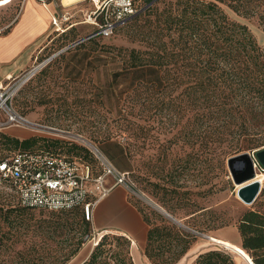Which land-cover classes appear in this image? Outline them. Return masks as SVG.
Instances as JSON below:
<instances>
[{"label": "rangeland", "instance_id": "rangeland-1", "mask_svg": "<svg viewBox=\"0 0 264 264\" xmlns=\"http://www.w3.org/2000/svg\"><path fill=\"white\" fill-rule=\"evenodd\" d=\"M12 1L0 0V26L8 18L7 12L13 11L15 15L24 0ZM146 5L147 2H141L140 10ZM221 6L232 20L246 25L257 42L264 46V0H243L238 10L225 3ZM91 9L93 4L89 0L78 3L69 21L77 23V27L55 39L36 65L69 45L70 48L46 61L30 79L27 77L29 80L25 78L27 81L12 98L11 106L28 122L0 128V133L20 139L39 136L62 141L55 149L66 156L74 155L68 152L72 143L83 146L90 151L91 164L98 172L96 151L80 139L83 137L94 143L118 170H129L126 183L114 187L94 207L90 233L85 236L79 252L66 264L83 263L104 233L122 234L124 227L134 219L140 223L142 231L135 244L132 243L131 255L135 264H152L145 254L146 239L142 238L149 229L143 213L159 211L151 203L160 206L182 228L190 229L188 231L196 236L189 251L176 264H192L199 253L210 248H223L233 254L236 263L246 264L235 254L237 249L233 250L234 253L214 239L233 236L232 229L238 228L239 218L246 210L264 211V184L257 199L252 204L245 203L238 196L239 185L233 181L227 165V159L239 153L225 157L220 150L213 151L210 145L201 143L196 137L186 142L178 129L183 124L191 128L195 113L192 108L179 112L178 108L165 105L156 111L155 105L163 96L152 88L134 87L120 95L122 85L116 87L113 83V73L121 63L112 59L114 48H142L143 36L136 28L123 27V23L109 37L89 38L96 30V26L84 22L85 12ZM59 12L61 14V10ZM81 39L85 40L72 45ZM87 39L94 40L76 48ZM19 76L3 80L4 84L14 83ZM178 92L174 91L173 95ZM181 113H184L182 117ZM42 126L70 134L50 131ZM113 141L127 145L130 154L117 156L114 160L112 155L120 152L122 146ZM13 151L0 143V159ZM257 172L261 174L264 170L258 169ZM17 204L18 199L9 183L0 180V207L6 210ZM33 211L38 217L50 218L53 213ZM150 216L156 220L152 214ZM33 228L17 241L16 227L6 226L0 211V264H17L21 259L17 253L20 249L25 257L33 259L31 249L42 239V233L33 231ZM4 231H9L7 236H2ZM236 245L241 247L242 243ZM74 246L65 240L58 246L49 244L47 249H51L53 255H59V251Z\"/></svg>", "mask_w": 264, "mask_h": 264}, {"label": "trees", "instance_id": "trees-1", "mask_svg": "<svg viewBox=\"0 0 264 264\" xmlns=\"http://www.w3.org/2000/svg\"><path fill=\"white\" fill-rule=\"evenodd\" d=\"M223 3L238 10L243 0L154 1L123 25L139 31L143 47H115L112 59L121 61L113 73L114 85H122L120 95L134 87L152 88L163 96L155 105L156 111L165 105L178 108L179 112L192 108L195 113L191 128L183 124L179 133L186 142L196 137L227 157L264 146V46L246 25L227 15ZM93 40L87 39L76 48ZM174 91H179L176 96ZM0 140L13 153L46 150L62 154L55 148L63 142L56 139L39 136L20 139L0 133ZM113 142L121 145L120 141ZM121 146L122 150L112 155L114 160L130 154L127 145ZM68 152L74 155L67 157L83 160L95 175L101 172L100 166V171L95 172L93 157L85 147L72 143ZM34 209L53 213L50 218L38 217ZM0 211L4 224L16 227L17 241L32 226L33 231L42 233L40 242H35L31 249L33 259L25 257L20 249L17 264H30L31 260V264H66L90 233V220L82 207L54 211L25 207L18 202L6 210L1 206ZM143 217L149 225L147 257L152 264H176L189 251L196 236L157 210L144 212ZM238 230L242 237L240 248L252 264H264V211L246 210L239 218ZM8 233L4 231L2 236ZM65 240L75 246L59 251V255L47 249L49 244L58 246ZM131 247L132 240L127 235L104 233L82 264H135ZM192 264L237 263L231 252L210 248L199 253Z\"/></svg>", "mask_w": 264, "mask_h": 264}, {"label": "built area", "instance_id": "built-area-1", "mask_svg": "<svg viewBox=\"0 0 264 264\" xmlns=\"http://www.w3.org/2000/svg\"><path fill=\"white\" fill-rule=\"evenodd\" d=\"M89 1L93 9L85 12L84 22L96 26L89 35L91 38L111 36L119 25L140 11L141 2H147V7L156 0ZM72 17L73 13L68 11L62 15V20L66 22ZM43 65L44 62L33 66L14 83L4 84L0 80V118L3 117L0 128L24 123L25 119L14 110L11 101L25 83L20 85L22 79L32 73L31 78ZM95 156L101 168L98 175L79 158L46 150L17 151L0 159V180L9 183L18 202L25 207L54 211L82 207L86 219L91 220L94 207L114 187L125 184L128 175V172L118 170L101 151L95 152Z\"/></svg>", "mask_w": 264, "mask_h": 264}, {"label": "crops", "instance_id": "crops-1", "mask_svg": "<svg viewBox=\"0 0 264 264\" xmlns=\"http://www.w3.org/2000/svg\"><path fill=\"white\" fill-rule=\"evenodd\" d=\"M80 2L66 6L63 5L61 0H24L15 15H13V11L7 12L6 16L8 18L0 26V80L21 75L31 69L36 65L41 54L55 39L77 27V23H74V21L70 23V20L64 22L62 15L68 11L73 13ZM144 222L146 223L145 220ZM139 226L140 223L137 219H134L133 223L129 222L124 227L122 234L124 233L130 237L132 243L135 244L139 232L142 231ZM148 231L142 236V238L146 239V242ZM232 231L234 235L231 237H218V239L224 241V243L220 244L227 246L231 251L237 249L238 253L233 252L247 264L243 252L236 245L242 243L240 232L238 228H234ZM237 264L244 263L238 261Z\"/></svg>", "mask_w": 264, "mask_h": 264}, {"label": "water", "instance_id": "water-1", "mask_svg": "<svg viewBox=\"0 0 264 264\" xmlns=\"http://www.w3.org/2000/svg\"><path fill=\"white\" fill-rule=\"evenodd\" d=\"M138 13H136V14H138ZM135 15H133L132 17L127 19L125 22H127L128 20L133 18ZM125 22H123V23H125ZM82 40H85V39H81L79 41H76L72 45L77 44V43L81 42ZM70 46L71 45H69L66 48H64L63 50L53 54L46 61H50L56 55L60 54L64 50H67L68 48H70ZM46 61H44V64L46 63ZM41 64H43V63H41ZM38 126H41V125H38ZM42 128H45V129H48V130L54 131V132L68 133V132H65V131H62V130H59V129H56L53 127H48V126H42ZM68 134H70V133H68ZM75 136H80V135H75ZM227 165L229 167L230 174L232 176L233 181L237 185H241V187L238 189V196L245 203L252 204L257 199V197L260 194L261 189H262L261 183L259 181H256L255 178H256L258 169L264 170V146L261 148H258L256 150H253L252 152H248V151L241 152L239 154H236V155L229 157L227 159ZM151 204L156 209H158L163 214H165L167 217H169L173 221L177 222V220L172 215H170L168 212H166L165 210L160 208V206H158L154 203H151ZM187 230H190V229H187ZM202 235L208 239L213 240L212 236H210V235H206V234H202Z\"/></svg>", "mask_w": 264, "mask_h": 264}, {"label": "bare ground", "instance_id": "bare-ground-1", "mask_svg": "<svg viewBox=\"0 0 264 264\" xmlns=\"http://www.w3.org/2000/svg\"><path fill=\"white\" fill-rule=\"evenodd\" d=\"M62 1V3H63V5H71V4H73V3H76V2H79V1H82V0H61ZM32 75V73L31 74H28L25 78L27 79V77L28 78H30V76ZM25 78H23L22 79V81H21V83H20V85L22 84V83H24L25 82ZM25 123H27L28 121L27 120H25L24 121ZM77 137H79L80 138V136H77ZM84 143H86L87 145H89L94 151H96V152H98V151H100L99 149H98V147L94 144V143H92L91 141H89V140H86L85 138H83V137H81L80 138ZM255 180L256 181H259L260 183H261V186H262V184H264V173H258L257 172V175H256V178H255ZM264 186V185H263ZM241 187V185H239V188ZM214 239V238H213ZM215 240V239H214ZM215 241H217V242H219V243H224V241H222V240H220V239H217V240H215ZM241 249V248H240ZM242 250V249H241ZM243 251V250H242ZM243 255H244V257H245V259H246V262H247V264H252V262H251V259L248 257V255L243 251Z\"/></svg>", "mask_w": 264, "mask_h": 264}]
</instances>
